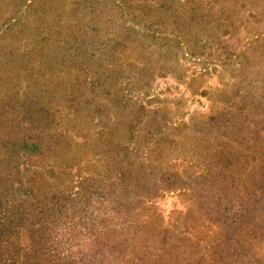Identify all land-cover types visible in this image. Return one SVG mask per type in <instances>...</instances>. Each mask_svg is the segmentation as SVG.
I'll return each mask as SVG.
<instances>
[{"label":"rangeland","instance_id":"rangeland-1","mask_svg":"<svg viewBox=\"0 0 264 264\" xmlns=\"http://www.w3.org/2000/svg\"><path fill=\"white\" fill-rule=\"evenodd\" d=\"M0 264H264V0H0Z\"/></svg>","mask_w":264,"mask_h":264}]
</instances>
